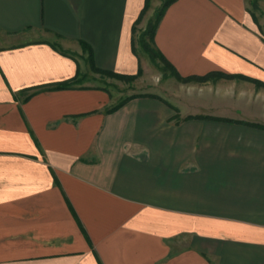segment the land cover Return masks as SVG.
Returning a JSON list of instances; mask_svg holds the SVG:
<instances>
[{
    "label": "crops",
    "instance_id": "crops-1",
    "mask_svg": "<svg viewBox=\"0 0 264 264\" xmlns=\"http://www.w3.org/2000/svg\"><path fill=\"white\" fill-rule=\"evenodd\" d=\"M164 1L0 0V264H264L253 82H180L111 113L100 86L45 88L86 67L81 40L143 75L135 36ZM253 1L173 0L155 45L184 77L264 81Z\"/></svg>",
    "mask_w": 264,
    "mask_h": 264
},
{
    "label": "rangeland",
    "instance_id": "rangeland-1",
    "mask_svg": "<svg viewBox=\"0 0 264 264\" xmlns=\"http://www.w3.org/2000/svg\"><path fill=\"white\" fill-rule=\"evenodd\" d=\"M163 5V4H162ZM252 10L254 11V14L259 16V19L261 21V28L260 31L262 33V36L264 38V0H260L259 3L253 1L250 4ZM162 8V6L154 13V16L150 19L149 23L146 25V27L137 29V33L135 36L136 40V49L142 53L143 58L147 57L148 65L147 70L142 75H138L136 78H118L113 77L107 74H101L99 72L93 71L92 67L90 66V63L87 59V54L83 51V53L86 55V67L81 68L79 70V74L76 78V82H84L89 85L94 86H100L101 88H105L108 90L110 97H111V105H115L118 102L122 101L124 98L131 96V95H141V94H149L151 96H158V94L163 95L165 97L173 96L174 91L177 89V86L180 82L190 84V83H204L205 81H208L213 78H221L224 76H218V77H210L207 80H198L197 78H194V76L190 77H184L176 76L172 73V71L166 67V65L159 60V58L153 60L150 54L148 53V50L141 44V36L147 31V28L149 27V24L151 21L155 20V16L157 12ZM34 38L35 35H30ZM50 38L54 43L57 45L62 46V39L55 36L50 35ZM145 39L147 41V44L149 46H153L151 40L145 36ZM82 47V46H81ZM244 76V75H243ZM245 78L237 77L242 80L253 82L256 87L260 90H262V94L264 95V81H260L254 78H250L247 76H244ZM226 78H232V77H226ZM256 81H260L262 83L261 86H258ZM172 99V98H170ZM264 101V97L261 98ZM262 101V102H263ZM262 110V114L264 115V103L262 104V107L260 108Z\"/></svg>",
    "mask_w": 264,
    "mask_h": 264
},
{
    "label": "trees",
    "instance_id": "trees-1",
    "mask_svg": "<svg viewBox=\"0 0 264 264\" xmlns=\"http://www.w3.org/2000/svg\"><path fill=\"white\" fill-rule=\"evenodd\" d=\"M173 0H165L163 2L162 8L157 12L156 16H155V20L151 21L149 24V27L147 28V31L141 36V44L148 50V53L150 54V56L152 57L153 60L159 58V60H161L167 68H169L172 73L176 76H180L178 71L175 69V67L164 57V55L158 50V48L155 45V32L157 29V26L166 10V8L169 6V4L172 2ZM147 35V37L149 38V40H151L153 46H149V44H147V41L145 39V36ZM80 44L82 46L83 51L87 54V59L88 62L90 63V66L92 67L93 71L95 72H99L101 74H107L113 77H118V78H131L134 79L136 78L138 75H141L142 73V69H139L138 73L135 75H128V74H121V73H117L111 70H106V69H102L100 67H98L96 65L95 62V57H94V51L93 48L91 47V45L89 43H87L86 41L81 40ZM54 47H57L54 45ZM61 51H63L62 49H60ZM68 53V52H67ZM79 74V68L78 71L76 73V76L70 80H66L60 83H56L53 86L50 87H45V88H67L70 87L73 83L76 82V78ZM220 77V76H224V77H241V78H245L243 75H228L222 72H212L209 73L207 75L204 76H194V78H197L198 80H207L210 77ZM258 86H261L262 83L260 81H256ZM40 88H44V87H40ZM137 95H131L128 96L126 98H124L122 101L118 102L115 105H112L108 108L105 109V111L107 113H111L116 111L117 109H119L125 102H127L129 99L135 97ZM198 117H204V116H198Z\"/></svg>",
    "mask_w": 264,
    "mask_h": 264
}]
</instances>
